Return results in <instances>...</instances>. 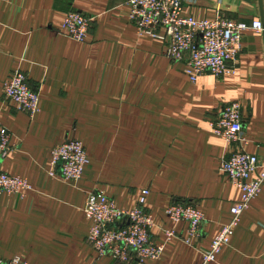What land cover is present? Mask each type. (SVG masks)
Segmentation results:
<instances>
[{
  "label": "crops",
  "instance_id": "crops-1",
  "mask_svg": "<svg viewBox=\"0 0 264 264\" xmlns=\"http://www.w3.org/2000/svg\"><path fill=\"white\" fill-rule=\"evenodd\" d=\"M69 11L91 17L84 42L57 31ZM128 13L127 0H0V126L12 145L0 171L31 184L22 198L0 196V262L116 264L87 242L86 196L103 192L129 210L148 189L153 239L164 242L162 229L178 237L165 242L158 260L133 264H201V251L241 198L220 169L223 159L242 149L264 162V30L243 34L234 74L206 73L192 83L184 63L169 60L160 39L139 34ZM182 14L264 25V0H190ZM16 70L39 94L34 117L3 95V81ZM233 101L241 105L246 145H228L208 127ZM72 139L88 157L76 183L48 175L52 148ZM173 201L203 213L192 246L182 241L187 224L165 215ZM209 264H264V185Z\"/></svg>",
  "mask_w": 264,
  "mask_h": 264
},
{
  "label": "built area",
  "instance_id": "built-area-1",
  "mask_svg": "<svg viewBox=\"0 0 264 264\" xmlns=\"http://www.w3.org/2000/svg\"><path fill=\"white\" fill-rule=\"evenodd\" d=\"M190 0H127L128 18L139 34H147L165 43V56L173 62H183L184 72L192 83L206 73L215 77L234 74L237 58L242 49L245 32L264 30L261 20L245 22L217 16L213 20H198L183 15L182 8ZM91 17L80 11H69L62 18L58 33L76 42L88 36ZM2 92L19 111L34 117L40 110L39 94L27 84L26 75L16 70L2 83ZM210 131L228 145H246L249 140L242 127L241 105L229 102L214 119L209 120ZM12 150L10 131L0 126V157ZM88 157L82 141L72 139L54 146L51 150L48 175L76 183L81 179ZM221 171L233 186L241 190V198L230 208L231 218L211 241L207 250L201 251V264L216 261L223 247L229 244L241 214L260 193L264 185V162L257 155L242 149L232 151L224 158ZM31 190L26 178L0 171V196L19 198ZM148 189H144L132 209L118 208L113 199L103 192H89L83 212L90 221L87 242L98 258H110L116 264L144 263L158 260L165 242L177 238L174 230L162 229L165 240L158 243L151 233L156 226L146 208ZM166 217L174 222L187 224L182 241L192 246L200 237L204 216L192 203L173 201L165 208ZM0 264H29L21 256H14Z\"/></svg>",
  "mask_w": 264,
  "mask_h": 264
}]
</instances>
